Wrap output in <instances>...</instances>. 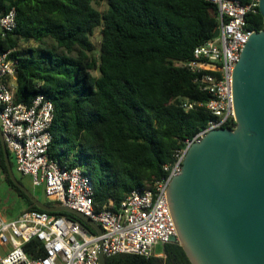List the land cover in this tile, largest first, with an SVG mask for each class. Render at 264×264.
<instances>
[{"label":"trees","instance_id":"16d2710c","mask_svg":"<svg viewBox=\"0 0 264 264\" xmlns=\"http://www.w3.org/2000/svg\"><path fill=\"white\" fill-rule=\"evenodd\" d=\"M95 2H105L106 9L100 11ZM12 8L17 27L0 39V54L10 50L18 62L14 100L31 104L35 96L45 94L52 101L49 155L64 167L83 169L93 183L98 210L111 201L117 207L133 189L151 188L166 175L163 166L173 162L175 151L213 118L205 109L186 111L181 105L185 99H211L185 64L220 26L218 8L211 2L0 0V12ZM247 27L264 30L259 7L248 16ZM97 29L98 52L91 40ZM10 158L15 171L11 154ZM0 179L25 203L21 213L42 211L10 179L1 143ZM43 202L57 205L48 198ZM50 213L82 223L68 212ZM25 250L30 255L44 253L38 239ZM106 260L192 264L178 243L165 244L162 257L117 254Z\"/></svg>","mask_w":264,"mask_h":264},{"label":"built area","instance_id":"2783aa9c","mask_svg":"<svg viewBox=\"0 0 264 264\" xmlns=\"http://www.w3.org/2000/svg\"><path fill=\"white\" fill-rule=\"evenodd\" d=\"M219 11V35L198 45L185 64L196 75L202 91L211 95L207 102L183 100L186 111L205 109L213 118L207 127L185 147L174 153V160L163 166L166 173L151 188L133 189L117 207L111 201L98 210L94 204L91 179L80 167L68 168L49 155L53 136L51 127L55 107L45 94L35 96L31 104L16 103L17 60L11 51L0 54V126L15 169L29 177L34 187L44 186L49 200L74 208L98 223L97 235L81 222L47 211H25L13 218L0 213V264H100L99 250L105 257L135 254L146 258L156 255L154 247L171 243L177 235L167 190L181 174L189 148L214 129H235L233 75L241 52L250 36L257 32L247 27V18L256 12L259 0L242 4L239 0H207ZM17 27L15 8L0 12V39ZM226 126H229L227 128ZM38 239L42 255H30L25 245Z\"/></svg>","mask_w":264,"mask_h":264},{"label":"water","instance_id":"95a60500","mask_svg":"<svg viewBox=\"0 0 264 264\" xmlns=\"http://www.w3.org/2000/svg\"><path fill=\"white\" fill-rule=\"evenodd\" d=\"M258 7L264 20V0ZM233 107L235 129H214L195 142L167 190L177 227L170 242L180 244L192 264H264V30L253 33L241 52ZM0 143L10 179L34 206L71 213L102 235L90 217L43 202L19 181L1 126ZM99 262L107 264L101 248Z\"/></svg>","mask_w":264,"mask_h":264},{"label":"rangeland","instance_id":"374dc122","mask_svg":"<svg viewBox=\"0 0 264 264\" xmlns=\"http://www.w3.org/2000/svg\"><path fill=\"white\" fill-rule=\"evenodd\" d=\"M95 7H97L100 11H104L107 7L105 2H95ZM91 40L93 44L95 45V49L98 52L100 48V42H101V35L100 31L97 29L94 33V35L91 37ZM33 44H30L32 46ZM28 44H22V47H27ZM94 75L98 76V72H94ZM16 176L22 180L24 185L28 187L32 193L40 200H47V196L44 191V186H38L34 187L31 183V180L29 177H24L20 173L17 172L15 169ZM25 209V203L16 197L12 192L9 191L6 184L0 179V213L5 218H12L17 215H19L23 210ZM154 253L156 255H163L164 253V245L158 244L154 247ZM0 254L3 255L4 253L0 249Z\"/></svg>","mask_w":264,"mask_h":264},{"label":"crops","instance_id":"0c3cea01","mask_svg":"<svg viewBox=\"0 0 264 264\" xmlns=\"http://www.w3.org/2000/svg\"><path fill=\"white\" fill-rule=\"evenodd\" d=\"M16 217V216H15ZM13 218V217H12Z\"/></svg>","mask_w":264,"mask_h":264}]
</instances>
